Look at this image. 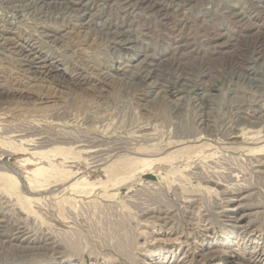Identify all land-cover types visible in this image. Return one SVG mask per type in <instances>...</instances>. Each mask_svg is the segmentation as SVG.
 I'll return each instance as SVG.
<instances>
[{
  "label": "rangeland",
  "instance_id": "rangeland-1",
  "mask_svg": "<svg viewBox=\"0 0 264 264\" xmlns=\"http://www.w3.org/2000/svg\"><path fill=\"white\" fill-rule=\"evenodd\" d=\"M0 36L3 236L53 235L41 264H264V0H0Z\"/></svg>",
  "mask_w": 264,
  "mask_h": 264
},
{
  "label": "bare ground",
  "instance_id": "bare-ground-1",
  "mask_svg": "<svg viewBox=\"0 0 264 264\" xmlns=\"http://www.w3.org/2000/svg\"><path fill=\"white\" fill-rule=\"evenodd\" d=\"M38 3H41L42 0H34ZM50 2V1H49ZM24 5V4H23ZM81 5V4H80ZM23 8V7H22ZM41 8V7H40ZM68 8V7H67ZM34 10V9H33ZM56 15V14H55ZM18 16V15H17ZM73 16V15H72ZM88 23V22H87ZM83 24V23H82ZM78 25V24H77ZM116 31V30H115ZM42 33V32H41ZM115 35V34H114ZM117 36V35H116ZM1 37V36H0ZM4 37V36H2ZM3 39V38H2ZM9 39V38H7ZM5 39V40H7ZM5 40H3L4 42H6ZM121 40V39H119ZM118 40V42H119ZM1 43L3 42L2 40H0ZM9 41V40H8ZM11 41V39H10ZM13 42V41H12ZM11 42V43H12ZM124 41H122L123 43ZM129 42V41H128ZM128 44V43H127ZM4 44H2L3 46ZM8 47V46H7ZM21 47V46H20ZM23 47V46H22ZM18 48V47H17ZM32 48V47H31ZM30 48V49H31ZM22 49V48H21ZM29 50V49H28ZM27 50V51H28ZM26 50H21V52H23V54L25 53V57H29V53H27ZM30 51V50H29ZM35 51V50H34ZM20 52V53H21ZM29 54V55H28ZM23 60V59H22ZM27 61V60H26ZM32 61V60H31ZM33 62V61H32ZM31 62V63H32ZM30 63V64H31ZM28 64V63H27ZM27 66V65H26ZM30 66V65H29ZM37 66V65H35ZM41 67V65H40ZM38 68V69H41V68ZM28 68V67H27ZM31 68V67H30ZM123 70V69H122ZM40 72V71H39ZM47 73V72H46ZM43 77V76H42ZM41 98V97H40ZM223 192V191H222ZM223 195V194H222ZM229 200V199H228ZM232 200V199H231ZM226 202V201H225ZM224 208V207H223ZM226 208V207H225ZM226 210V209H225ZM232 210V209H231ZM11 211V209H10ZM2 212V210H1ZM0 212V213H1ZM5 213V212H3ZM165 213V212H164ZM228 213V212H227ZM20 214V213H19ZM19 214H17L19 217ZM4 215V214H2ZM5 216V215H4ZM11 216V215H10ZM159 216V215H158ZM166 216V215H165ZM163 216V218L165 217ZM6 217V216H5ZM16 217V218H17ZM168 217V216H167ZM22 218V217H20ZM161 218V216H160ZM19 219V218H17ZM157 219V217H156ZM165 219V218H164ZM18 221V220H17ZM21 222H23L21 220ZM26 222V221H25ZM161 222V221H160ZM17 223V222H16ZM13 225V224H12ZM17 225V224H16ZM22 225L20 226H16L15 228H12V232H10V235H6V236H3L1 233H0V252L1 253H5L6 256H11V257H1V253H0V262H4V261H8V260H12V262L18 260L19 258H21V261L22 259H24L27 263H31V264H37V263H40L41 264V261H44V260H40V259H37V257L39 258L40 255H48L49 253H51L52 251L51 250H56L58 249V246H57V243L56 242L57 240L55 238H53L51 235H48V234H43L42 232L40 233H35L33 232L32 235H29L26 230V228L21 227ZM1 227V225H0ZM30 228V227H29ZM33 228V227H32ZM31 231V230H30ZM29 231V232H30ZM36 231H38L36 229ZM41 231V230H40ZM35 233V234H34ZM46 233V232H45ZM51 234V233H50ZM56 240V241H55ZM42 253V254H41ZM40 254V255H39ZM53 254V252H52ZM56 254V253H54ZM58 254V252H57ZM14 255V256H13ZM14 258H13V257ZM56 256V255H55ZM52 257V255H51ZM65 257V256H64ZM43 258V257H42ZM47 258V257H46ZM54 259V258H52Z\"/></svg>",
  "mask_w": 264,
  "mask_h": 264
}]
</instances>
